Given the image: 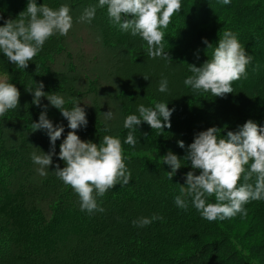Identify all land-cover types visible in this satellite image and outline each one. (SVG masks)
<instances>
[{
	"label": "trees",
	"instance_id": "trees-1",
	"mask_svg": "<svg viewBox=\"0 0 264 264\" xmlns=\"http://www.w3.org/2000/svg\"><path fill=\"white\" fill-rule=\"evenodd\" d=\"M73 1L37 0L38 5L45 2L53 8L59 7L61 3H69L72 12L77 13L73 16V28L67 36H53L46 41L42 51L25 69L17 68L5 57L0 56V71L7 76L8 82L16 84L20 92L24 85L34 87V81L43 82L45 92L77 97L81 102L80 106L85 107L87 115H91L98 105H101L99 114L94 113V117H87L89 126L78 130L77 134L82 140H92L96 143H99L105 134L118 135L122 141L126 166L131 171V180L127 185L117 184L104 196L97 197L100 207H105L106 211H96L93 214L79 211L77 208L71 213L69 210L65 211L63 205L65 198L70 197L71 189L57 177V191L48 193L49 191L34 189L30 193H37L44 199L56 194L53 202L27 200V196H31L28 193L10 196L7 189L13 182V175L18 171L17 167L24 166L18 164L19 154L15 155L13 148L17 147L20 154L22 152L30 157L33 152L32 144L37 141L40 144L49 142V138L43 131H35L39 136L38 140L29 141L25 137H19L16 143L15 136L3 139L6 125L14 120L19 121L22 133L29 134L31 131L28 124H23L24 116L21 115L27 112L25 107L14 111L15 116L18 114L16 117L11 116V112L0 116V264H82L83 258L91 255L95 249L99 250L100 245L106 250L113 249L114 246V252L120 251L122 257L118 261H126L128 258L124 257L128 256L140 264H264V200L246 204V215L238 213L222 221L203 219L191 205L188 209H181L174 204V197L179 194V185L176 183H183V174L190 170V165L184 162L171 180L165 173L170 169L163 166L159 160V156L166 154L168 150L182 157L185 153L178 147L177 141L188 138L190 144L195 133L209 127L224 129L227 126L228 130H235L236 126L248 119L264 124V0H231L228 5H223L218 0H181L180 11L172 15L168 27L163 29L164 48L173 60L170 64L163 62L166 68L175 65L178 72H184V80L185 76L191 74L188 65L200 66L211 58L212 49H208L202 38L215 47L224 31L237 35L251 60L246 66L245 74L239 80L233 81V93L226 94L225 97H214L210 93L194 94L180 77L177 81L182 93L178 97H160L152 92L154 94L148 98L146 106L154 105L158 100H165L168 101L169 108H175L170 118L171 127L163 130L151 129L143 123L135 132L138 140L135 148L123 144L128 130L124 129L122 124L112 125L113 123L108 122L111 131L106 133V122L102 115L111 104L119 106L122 102L125 105V97L126 106L120 108L122 119L134 112L136 105L131 104L133 95H128L135 92L132 91L134 85L132 89H118L121 91L117 92L118 82L115 78L120 75L112 74L103 78L97 70L90 68L95 57L85 58L88 49L84 42L91 30H79L75 18L85 7L95 4L96 0H80L78 3ZM26 5L27 0H0V25H3L4 20L15 19L25 10ZM100 9H103V13L106 12V7L97 8L96 15ZM91 23L100 25V33L106 39L108 26L111 33L115 32L122 37L123 31H119L118 26L109 23L104 27L99 17L94 18ZM106 39L103 40V48L109 45ZM76 44L82 45L84 54L81 55L80 50L75 48L74 59L69 49L74 51ZM133 55L138 56L137 60L128 61ZM144 59L154 67L156 63L153 61L160 60L150 58L147 46L142 45L138 36H131L119 42L118 51L109 56L107 74L113 73L118 62L128 61L135 66L140 65ZM130 73H133V70L123 75L124 80H121H127V83L132 85L135 79L132 77L134 74L132 79H129ZM155 74L152 72L148 81H158V73L156 77ZM253 76L255 80L252 81ZM102 79H105V84L109 83L111 86L108 84L103 88ZM104 92L111 93V102L107 104L97 100V96ZM89 96L93 102H97V106L85 102ZM42 104H48V101L42 99ZM66 106H71V100ZM48 113L53 115L54 123L60 121L62 115L59 110L49 106ZM232 114H235L234 119H231ZM18 117L21 119L18 120ZM221 134L226 132L222 130ZM63 138L62 136L56 142L57 152ZM54 163L64 166L58 159ZM47 186L48 182L45 181L39 188L46 190ZM137 187L144 189L143 196L136 194ZM210 202H214V197L210 198ZM132 204L140 207L138 215L141 217H151L155 214L160 219H155L145 227L130 224L131 217H127L126 211ZM158 204H163L162 210ZM111 211L112 214L109 213ZM113 211H117V214ZM113 215H119L123 222L118 226H108V222L114 221ZM2 217L6 218L8 223L3 224ZM168 223L176 224V228L166 229ZM78 245L82 248H75ZM66 246H72L75 251L67 253L59 262L55 257L56 253L63 251Z\"/></svg>",
	"mask_w": 264,
	"mask_h": 264
},
{
	"label": "clouds",
	"instance_id": "clouds-1",
	"mask_svg": "<svg viewBox=\"0 0 264 264\" xmlns=\"http://www.w3.org/2000/svg\"><path fill=\"white\" fill-rule=\"evenodd\" d=\"M218 2L228 5L231 0ZM105 7L110 23L133 37L138 36L142 45L147 46L150 58H158L168 64L173 61L164 48L163 29L168 27L172 15L180 11L181 0H96L95 4L83 9L75 22L91 24L97 8ZM73 25L69 3L53 8L45 2L38 5L37 0H27L24 11L0 25V56L17 68L25 69L42 51L46 41L53 36H67ZM202 42L212 49L211 58L200 66L188 65L191 74L183 80L184 85L194 94L210 93L214 97H225L233 93L232 83L245 74L251 57L231 31H224L215 47L205 38ZM144 79L148 80V77ZM33 84L34 87L27 89L32 94L31 103L42 110L38 120L32 122V128L43 131L50 143L47 152L32 146L31 160L38 166L37 172L46 176L52 167L54 170L51 172L57 179L78 195L81 211L88 214L102 212L104 209L97 197L104 196L117 184L124 186L131 180L121 139L118 135L105 134L99 143L82 140L77 131L87 127L88 119L80 100L58 92H45L43 82L33 81ZM156 90L169 92L167 77H161ZM42 99H46L48 104H42ZM19 100L20 91L16 84L0 79V116L17 109ZM69 100L70 107L66 106ZM49 106L59 110L70 129L59 144L58 152L56 142L65 133V125L54 124L49 119ZM174 112L175 108H169L165 100L148 106L137 104L134 112L123 117L122 127L128 130L123 144L135 148L138 143L135 132L143 123L151 129L170 128ZM102 115L106 122L104 131L108 133L111 131L108 122L114 119V113L109 110ZM222 130L226 134L222 135ZM177 145L184 150L182 157L168 150L159 156V160L170 169L165 173L171 180L184 162L190 165V170L183 174V183H176L179 194L174 197V204L178 208L188 209L191 205L203 219L222 221L238 213L246 215V204L264 200V124L248 119L235 130H228L227 126L224 129L212 126L195 133L190 144L178 140ZM54 157L64 166L54 163ZM211 197H214V202H210ZM155 219L160 217L155 214L142 216L132 224L145 227Z\"/></svg>",
	"mask_w": 264,
	"mask_h": 264
},
{
	"label": "rangeland",
	"instance_id": "rangeland-1",
	"mask_svg": "<svg viewBox=\"0 0 264 264\" xmlns=\"http://www.w3.org/2000/svg\"><path fill=\"white\" fill-rule=\"evenodd\" d=\"M74 1H76L78 3V1H80V0H74ZM56 8H57V6H56ZM99 13H101L102 15H100ZM99 13H97V15L95 16V19H97V17H99L102 26L106 27V24L109 25V23H110L109 18L107 16V10L105 13H103V9H102V11L100 9ZM72 15L73 16L77 15V13L75 11H73ZM83 27H85V28H83ZM77 28L81 31L82 30L85 31L86 28L88 30H91V32H89V34L86 35V37H85L86 41L84 42L86 49H88L87 53L85 54V58H89V57L94 58L95 57V60L92 62L91 66L89 65L90 68L97 70V72L100 74V77H103V78H105V77L107 78L112 74L120 75V77L115 78V79H117V82H118V87L116 88L117 92L124 90V89H132V86L134 85V89H132V91L133 92L135 91V92L133 94H130V93L128 94L130 96L133 95V97L131 96L132 97L131 99H133L132 100L133 102L131 101V104L135 103V105H137L139 103H144L146 105V102L149 100L148 98L152 97L151 95L154 93H157V95H160V97L161 96L178 97L179 94L182 93V90H180V85H179L177 79H178V77H180L183 80L184 72L183 71L178 72L175 68V65H171V66H169V68H166L165 64L163 63L164 61H162L161 59L158 61L156 60V62L153 61V63H156L155 67L153 65H149L148 64L149 62H147L148 60H145V59L143 60V62L140 65L136 64L135 66H132L131 62H128V61H132V59L137 60V58H138V56L133 55V57L129 58L130 60H128L126 62H124V61L118 62V66L114 67L113 73L110 72L109 74H107V71H109V69L107 68V64L109 63V56L118 51L119 42H121L122 40L127 39V38L132 36L130 33L123 31L122 37H120V35L116 34L115 32H114V34L111 33L110 28L108 26L107 39H106V37L104 38L100 33V25L98 26V25H95L94 23L93 24L92 23L91 24H86V23L78 24L77 23ZM119 31H121V30L119 29ZM105 39L109 45H108V47L103 48V46H104L103 40H105ZM75 46L76 47H74V51H72V48L69 49L71 51L72 57L74 59H75V52H76L75 48L80 50L81 55L84 54V51L82 50L81 44H76ZM65 51H67V50H65ZM116 59H118L117 56H116ZM151 67H153V69ZM154 68L158 71H156ZM132 70H133V73H130L129 79H132V77H133L135 80H134V83L131 85V84L127 83V80L123 81L124 80L123 75H125L129 72H132ZM81 72H82V70L79 71L80 75H81ZM87 72L88 71L86 70V73ZM152 72L156 73L155 77L158 73V76H159L158 81H155L157 79H153L152 81H150V79H149V81L144 79L145 76L149 77ZM133 74H134V76H132ZM162 76L167 77V79L169 81V92L168 93H159L156 90L157 85H158ZM6 77L7 76L2 74L0 71V79H6ZM121 79H123V80H121ZM251 80L252 81L255 80V76H253V78H251ZM61 81H63V79H61ZM68 82H71V81H68ZM55 83H56V81H55ZM102 83H103V85H102L103 88L107 87L109 84V83L105 84V79L104 80L102 79ZM135 84H137V86ZM100 85H101V83H100ZM109 85L111 86V84H109ZM112 87H114V86H112ZM27 89H28V87L24 85L21 92H20L19 107L17 108V111L21 107H25L27 112L21 116H24L23 124L25 126L28 124L31 132L29 134L28 133L27 134L22 133L20 130L21 125H20L19 121L14 120V122L6 125L7 129L4 132L3 139L5 137L8 138L11 136H15L16 143H17V139L19 140V137H21V138L25 137L29 141L38 140L39 136H38L37 132H35L34 129L32 128V122L38 120L39 113L41 112L42 109L31 103V101H32L31 96L32 95L30 92L27 91ZM118 89H121V90H118ZM138 92H139V94H138ZM152 92H154V93H152ZM107 94L108 93H105V92L100 93V95L97 96V98H98L97 100L101 101L102 104H107V103L111 102V93L109 92V94L108 95ZM24 98H26V99H24ZM85 102H90V104L93 103L94 106H97V102H95V101L93 102L91 100V96L87 97ZM123 103H125V105L122 104V102H121V104L119 106L112 105V104L107 106L108 108L106 109L105 112L110 110L114 113V119L109 122V123H113L112 125H121L122 124L123 119L121 117L122 112H121L120 108L126 106V103H127L126 97H125V100L123 101ZM100 108H101V105H98L96 111L92 112L91 115H87V117H92L94 113L99 114ZM14 111H16V109L9 110L7 113L11 112V116H13ZM103 113H104V111H103ZM48 117H49V119H51L53 121V119H54L53 115L48 113ZM234 117H235V114H232L231 119H234ZM19 119H21V117H18V120ZM58 123H62L63 125H65V133L62 134V136L64 137L67 134V132L70 131V129H68L66 127L67 120L64 119L63 116H61L60 121H58ZM88 126H89V124L87 125V127ZM236 127H235V129H236ZM183 141L185 142L186 145L189 143L188 138H184ZM6 144H7V142H6ZM32 146L40 148V149L44 150L45 152L49 151V148H50V144L48 141H45L41 144H40V142L38 143V141H37L36 143H33ZM57 148L59 150V147H57ZM13 149H15V152H16L15 155L19 154L17 156L18 160H19L18 164L19 165L23 164L24 166L23 167H20V166L17 167L18 171L13 175V179H12L13 182L11 184L12 187L10 186L7 189L8 195L12 196L15 194L17 195L18 193L30 194L34 189H41V191H47V192L49 191L48 193H51L53 191H57L58 183L56 181V176L53 172H51L54 170L53 168H51V167L49 168L50 172L48 175L41 176L37 172L38 166L32 162L31 156L27 157V155L22 154V152L20 154V151H19V149H17V147H14ZM33 151H34V149H33ZM20 158H21V160H20ZM56 160H57V158L54 157V161H56ZM45 181L48 182V186L46 187V190L39 188L42 185V183ZM69 189H71L69 192L70 197L65 198L66 201L64 202V205H63L65 211L69 210V213H71L73 210H75V208H77V209H79V211H81L80 205H79L78 195L72 190L71 187ZM144 193H145V191L142 187H137L136 194L143 196ZM55 196H56V194H55ZM55 196H51L50 198L44 199L39 194L36 193V194H32L30 197L27 196V200L32 199L33 201L39 200V202H41V203L42 202L49 203L52 199L53 200L55 199ZM53 200L51 202H53ZM158 207L160 210H162L163 204H158ZM103 209L104 210L102 212H105L106 208L104 207ZM138 212H140V207L138 205L132 204V205L128 206L126 213L128 214V216H127L128 218L131 217V220H129L130 224H132V221L135 220V218L141 217L140 215H138ZM109 213L112 214V211ZM113 213L117 214V211H113ZM134 216H135V218H134ZM112 218L114 219V221L108 222V226H110V225L118 226L119 224H121L123 222V220L119 218V215H116V216L113 215ZM175 218H177L176 215H175ZM108 219H111V218L108 217ZM161 219H163V217H161ZM1 221L3 224L8 223L6 218H3V217H2ZM115 222L118 224H116ZM110 223H112V224H110ZM126 224H128V223H126ZM175 225L176 224L168 223L166 229H170V228L175 229L176 228ZM113 229H114V226L112 227V230ZM168 232L170 233L171 230L170 231L168 230ZM69 237H70V235H69ZM104 239L105 238H103V241H104ZM123 242H125V240ZM111 243H112V245H114L113 241ZM120 244H122V241L120 242ZM77 247L82 248L80 245L75 246V248H77ZM75 248H73L72 246H70V247L66 246V247H64L63 251L56 253L55 257L59 260V262H61L62 258L64 259V257L66 256L67 253L70 254V253L74 252ZM113 249H114V246H113ZM113 249L110 248L109 250L108 249L106 250L104 248V246L100 245L99 250L95 249L94 251H92L91 255H87L83 258L82 264H140L137 260H135L131 257H128V256L124 257L125 259L128 258V260L125 261L124 259H122L121 261H118V260H120V257H122V255L119 254L120 251L118 253H116L113 251ZM24 252H22V254Z\"/></svg>",
	"mask_w": 264,
	"mask_h": 264
}]
</instances>
